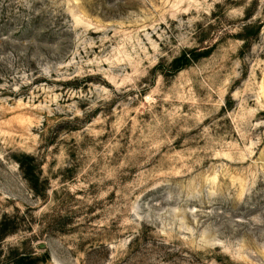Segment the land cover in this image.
<instances>
[{"label":"rangeland","instance_id":"1","mask_svg":"<svg viewBox=\"0 0 264 264\" xmlns=\"http://www.w3.org/2000/svg\"><path fill=\"white\" fill-rule=\"evenodd\" d=\"M22 256L264 264V0H0V264Z\"/></svg>","mask_w":264,"mask_h":264},{"label":"trees","instance_id":"2","mask_svg":"<svg viewBox=\"0 0 264 264\" xmlns=\"http://www.w3.org/2000/svg\"><path fill=\"white\" fill-rule=\"evenodd\" d=\"M192 57H194V56L190 55L189 52L188 53L185 52L182 56V58L185 59L186 61H190L192 59ZM28 173H31V171ZM31 177H32V175L27 176L28 180L33 181V178H31ZM4 235H8V234L5 233ZM17 264H38V263L36 261H34L33 258H27L26 256H22L19 260H17Z\"/></svg>","mask_w":264,"mask_h":264}]
</instances>
